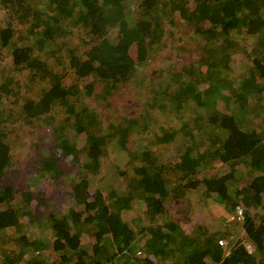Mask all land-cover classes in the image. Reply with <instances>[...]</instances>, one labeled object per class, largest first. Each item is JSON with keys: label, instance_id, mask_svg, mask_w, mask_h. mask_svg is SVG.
Returning <instances> with one entry per match:
<instances>
[{"label": "trees", "instance_id": "obj_1", "mask_svg": "<svg viewBox=\"0 0 264 264\" xmlns=\"http://www.w3.org/2000/svg\"><path fill=\"white\" fill-rule=\"evenodd\" d=\"M0 10L7 13L0 22V63H8L15 76L3 75L0 82L2 264H47L50 250L58 264H264V0H0ZM173 18L193 29L194 41L178 49L187 56L185 66L166 89L178 86L173 109L196 107L206 116L186 133V148L173 164L159 163L147 149L137 152L139 164L132 165V156L128 172L116 178L123 172L128 185L116 188L102 178L105 159L110 149L128 151L131 134L149 133L148 119L103 126L84 97L119 104L136 73L152 63ZM240 36L257 43L242 79L228 70L246 41ZM55 50L68 65L64 74L54 72L50 62ZM71 74L72 82L66 77ZM166 89L162 99L168 98ZM235 103V112L219 108ZM64 110L71 124L63 125L70 127L57 132L54 147L38 154L28 185L15 184L10 127L18 121L38 127L42 118ZM134 128L139 132L130 133ZM218 166L227 168L212 173ZM64 177L74 178L63 213L41 206L32 220V207L22 214L14 208V191L25 207L37 202V209ZM197 190L233 220L208 228L189 210L172 215L171 204L186 203ZM136 200L146 217L138 230L123 218ZM238 208L244 209L241 222ZM31 221L41 228L35 238L21 232ZM233 224L253 251L239 242L225 255L218 242L238 231ZM11 230L21 233L1 241ZM15 242L20 251L11 254L5 248ZM33 253L39 256L29 259Z\"/></svg>", "mask_w": 264, "mask_h": 264}, {"label": "rangeland", "instance_id": "obj_2", "mask_svg": "<svg viewBox=\"0 0 264 264\" xmlns=\"http://www.w3.org/2000/svg\"><path fill=\"white\" fill-rule=\"evenodd\" d=\"M35 2L38 3L39 0H35ZM6 14V11L0 10V22L1 20L6 19ZM184 24V20H179L176 18L172 19V22L168 26L167 35L161 42L160 46L155 47L157 52L155 55H153L152 63H150L149 66H143V68L136 73L128 87L124 89L123 95H120L121 97L119 99V104L114 105V103L111 104V101L99 102L97 98L96 100H92L90 97H84V100H86L88 105H93L92 109H94L103 126H108L111 123L115 126H126L128 121H132L134 119L138 120L140 117L144 118V116H146L145 118L148 119L147 127L149 128V133L131 134V139L134 141L130 144V147L127 146L128 151H121L120 147H117V149L120 151L116 152L110 149L111 152L108 153L109 156L107 155L108 158L105 159V167L102 171V178L103 180L107 181L108 184L114 183L116 188L119 186L126 188L128 185L123 172L120 173L119 180L116 181V178L118 177V172L121 170L128 172L127 170H129L133 164H139L137 152H143L147 149L153 158H155L159 163L164 165L173 164L172 162L178 159V154L180 151H183L186 148V133L197 127L198 119L204 118L206 116V113H203L196 107L185 109V112L184 106L181 108V110L173 109V105H175L176 102L174 101L175 99L172 95L175 93L174 90H176L178 86L173 85L172 89H166L170 82H177L175 80H178V75L175 74V72L180 73L182 68L185 66L184 58L187 56H185L184 53L179 52L178 49L181 47H186L187 43L185 42L194 41L193 29L191 27L189 29ZM240 38L246 41H243V45L241 46L242 49L237 51V55L232 58L234 59V62H231V67L228 69L230 72H234V77H237L241 74L238 79H242V77L245 75L242 73L251 68L253 57L250 53L257 45L254 39L248 38L246 36H240ZM77 42L80 43V40L77 39L75 43ZM49 58L52 65H54V72L56 71L64 74V70L68 69V65L62 61L60 53L56 52V50L51 53ZM7 64L8 63H0V82L3 81L1 80L3 75L6 79L9 77H15L13 72L6 68ZM71 75L66 76L70 77V82H72L75 78L73 74ZM21 78L24 77L21 76ZM37 85H35L36 88ZM165 89L167 90L168 98L162 99L161 95L164 94L163 92ZM39 92L40 90L37 88L36 93L33 92L35 94L34 97H37ZM159 95L161 99L158 98ZM6 105L12 108L11 102ZM253 105L254 103H252V106ZM219 108L224 112H235L239 109V106L236 105V103L235 106H232V104H222L219 106ZM252 109L255 110L254 107ZM67 116L68 115L65 114L64 110L63 113L59 111L53 114L52 118H42L43 121L38 123V127L29 126L23 121H18L14 126L10 127L9 134L14 148L12 156L14 165L12 170L17 172L16 179L14 180L15 184L22 186V181L25 180V184L28 185L29 181L32 179L30 172H33L34 168H37L38 166L36 165L37 162H39V157H37L38 154L47 152L48 149L54 147V143H56L55 137L57 132L63 133L65 128L70 127L69 124H66L65 126L63 125L64 121L67 122ZM67 123L71 124V121ZM141 125L143 124L141 123ZM135 130L136 129L134 128V130H131L130 133ZM136 131L139 132L138 130ZM72 135L73 132L71 133L70 137ZM171 135L173 137L172 139ZM133 152L135 153L131 154ZM132 156L135 157L136 160L131 166L128 167ZM109 165L110 167H108ZM226 168L227 167L225 166H218L212 169V173L219 174ZM10 178H8L6 181V185L8 186H10L9 183L13 179ZM73 178L74 177L68 179L67 177H64L61 183H55L58 185H53L52 190L45 194L44 197L46 201L43 204H40L37 209V202L35 206L29 204L27 207H25L23 198H21L20 195H15L14 191L13 196H15V201L11 200L12 203L14 202L16 205L14 208H16L18 212L22 214L27 211V209L29 210L32 207L34 211L32 220L35 216L40 215L38 211L41 206L46 211L55 210L63 213L68 209L71 203L68 193L71 190L70 180L72 181ZM91 178L94 179L93 176H91ZM29 187L30 186H28V188ZM201 195L202 190H197L190 194L186 203H184V200H182L181 204L178 206H176L174 203L171 204L173 206L169 207V209L172 211V215H184V211L189 210L191 211L193 220L195 222L207 224L208 228H211L209 227L208 223L212 224L213 222L214 224L215 222L214 225L217 228L219 227V222L223 221V223H226L227 220H233V215L224 214L221 207L216 205L212 199H201L204 197ZM132 205L133 209L130 211H124L123 218L131 225V227L134 228V230H138L141 220L146 218L142 211L144 206L139 200L133 201ZM22 217H25V215H22ZM236 226L237 228L239 227L237 224H233L232 228ZM38 228L40 227H38L34 221H31L29 224L24 223L22 225L21 232L25 234L27 233L28 237L32 234L31 237L35 238L39 236V233L41 232L38 230ZM43 231V234H47V231ZM19 232L20 231L11 230L7 234L4 233L1 241L4 240L3 242H9L10 239L15 238L16 234ZM232 233V237H222L221 239L227 240L232 247L239 242L241 244L246 243L245 239H243L244 232L240 227L236 233ZM86 235L87 234L84 235L85 237H83V241L85 244H89L90 238H88ZM246 244L248 249L253 251V248L248 246V243ZM6 247L7 248L5 249L10 251L11 254L12 252L19 253L20 251L16 242ZM136 252L137 255L141 256L137 250ZM38 254L39 253L30 254L29 259L39 256ZM47 256V264H58L60 261L58 254L51 250L48 251ZM0 264H2V262H0Z\"/></svg>", "mask_w": 264, "mask_h": 264}, {"label": "built area", "instance_id": "obj_3", "mask_svg": "<svg viewBox=\"0 0 264 264\" xmlns=\"http://www.w3.org/2000/svg\"><path fill=\"white\" fill-rule=\"evenodd\" d=\"M236 213H237V216L238 218L242 221L243 218H244V213H243V210L241 208H238L236 210ZM219 245L224 249V252H225V255L228 256L232 250V246H230V243L227 241V240H219Z\"/></svg>", "mask_w": 264, "mask_h": 264}, {"label": "bare ground", "instance_id": "obj_4", "mask_svg": "<svg viewBox=\"0 0 264 264\" xmlns=\"http://www.w3.org/2000/svg\"><path fill=\"white\" fill-rule=\"evenodd\" d=\"M244 210V209H243ZM238 219V218H237ZM240 222H241V220H240Z\"/></svg>", "mask_w": 264, "mask_h": 264}]
</instances>
